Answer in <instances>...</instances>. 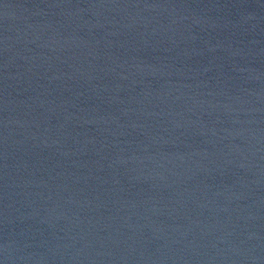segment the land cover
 Wrapping results in <instances>:
<instances>
[{
	"label": "water",
	"instance_id": "95a60500",
	"mask_svg": "<svg viewBox=\"0 0 264 264\" xmlns=\"http://www.w3.org/2000/svg\"><path fill=\"white\" fill-rule=\"evenodd\" d=\"M0 264H264V0H0Z\"/></svg>",
	"mask_w": 264,
	"mask_h": 264
}]
</instances>
